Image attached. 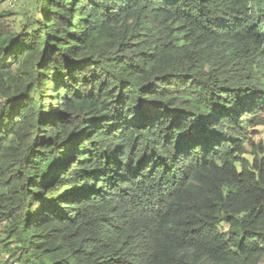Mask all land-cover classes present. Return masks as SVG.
<instances>
[{
	"label": "trees",
	"instance_id": "16d2710c",
	"mask_svg": "<svg viewBox=\"0 0 264 264\" xmlns=\"http://www.w3.org/2000/svg\"><path fill=\"white\" fill-rule=\"evenodd\" d=\"M1 3L0 264L264 259V0Z\"/></svg>",
	"mask_w": 264,
	"mask_h": 264
},
{
	"label": "rangeland",
	"instance_id": "374dc122",
	"mask_svg": "<svg viewBox=\"0 0 264 264\" xmlns=\"http://www.w3.org/2000/svg\"><path fill=\"white\" fill-rule=\"evenodd\" d=\"M1 7L10 11H15L18 15H15V19L21 18V12L28 7V0H2ZM256 141H261L264 146V126L259 128L258 134L255 136ZM250 157L249 154H247ZM264 264V259L259 263Z\"/></svg>",
	"mask_w": 264,
	"mask_h": 264
}]
</instances>
